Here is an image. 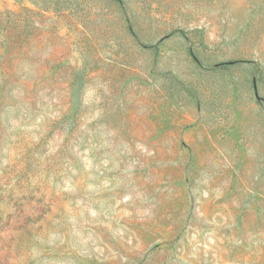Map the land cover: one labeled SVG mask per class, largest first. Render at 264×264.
<instances>
[{"label":"rangeland","instance_id":"rangeland-1","mask_svg":"<svg viewBox=\"0 0 264 264\" xmlns=\"http://www.w3.org/2000/svg\"><path fill=\"white\" fill-rule=\"evenodd\" d=\"M0 264H264V0H0Z\"/></svg>","mask_w":264,"mask_h":264},{"label":"trees","instance_id":"trees-1","mask_svg":"<svg viewBox=\"0 0 264 264\" xmlns=\"http://www.w3.org/2000/svg\"><path fill=\"white\" fill-rule=\"evenodd\" d=\"M227 63H229V62H221L220 64H227Z\"/></svg>","mask_w":264,"mask_h":264}]
</instances>
